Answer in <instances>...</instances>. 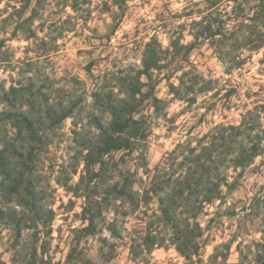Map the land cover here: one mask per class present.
Returning a JSON list of instances; mask_svg holds the SVG:
<instances>
[{
	"label": "rangeland",
	"instance_id": "rangeland-1",
	"mask_svg": "<svg viewBox=\"0 0 264 264\" xmlns=\"http://www.w3.org/2000/svg\"><path fill=\"white\" fill-rule=\"evenodd\" d=\"M14 1L2 0L0 3V9L7 2L10 5L1 16H7L8 23L0 28V99L3 90H8L11 84L26 83L25 77L31 72L35 76L34 90L41 87L44 91L46 88L42 85H46L51 97L65 100L71 96L82 101L80 110L49 132L48 144L36 161L33 183L42 212L41 222L37 226L29 223L27 213H22L19 207H15L12 219L0 220V264H27L35 245L39 246L38 252H42L45 264H186L172 246L155 247L137 257L130 253V241L143 227L142 213L118 218L112 233L107 226L112 213L104 211L95 218L94 234L81 231L87 221L82 220L83 198L79 195L86 179L77 188L84 173L77 132L93 129L89 116L94 113L90 105L94 84L111 85L116 77L140 67L142 51L152 36L162 48L168 45L170 37L181 36L182 43L191 40L190 19L184 15L183 8L190 1L200 0H75L74 8L62 7L59 0H41L39 16L32 24L36 36L28 40L21 32H14L18 19L11 7ZM29 3L32 7L36 0H29ZM28 12L29 8L24 16ZM65 19L69 22L64 24L59 35L56 27ZM41 38L57 45L47 58H35L42 51ZM262 51L253 53L242 68L231 73L224 72L221 62L206 44L192 49L186 61L163 62L166 68H188L192 64L198 73L214 80L213 88L207 97L199 96L194 104L187 106L185 102L171 99L165 71L156 75L159 82L155 95L163 103L155 110L151 101H144L138 113L147 124L146 140L137 151L124 155L122 160L121 153L113 154L118 160V169L125 166L133 173L137 181L135 188L145 185L146 170H152L187 134L206 131L210 121L236 122L239 119L237 103L264 97ZM28 58L33 60L32 65L24 64ZM28 69L30 72H25ZM173 78L170 80H175ZM234 89L237 91H231ZM4 109L11 107L0 102V113ZM206 109V115L202 116ZM12 133L8 119L0 115V145L11 139ZM262 160L264 156L256 158L244 170L239 185L225 193L222 199L206 206L199 217L202 245L198 257L201 264L214 254L217 262L225 255L226 264L236 263L240 252L247 260L252 258L255 243L262 236L260 218L264 203L251 210L249 205L264 182ZM118 179L117 171L107 170L91 182L98 199L108 185ZM4 201L0 194V207L6 208ZM9 205L13 204L10 202ZM148 207L149 214L154 207L152 202ZM18 219H21L19 236L14 224Z\"/></svg>",
	"mask_w": 264,
	"mask_h": 264
},
{
	"label": "trees",
	"instance_id": "trees-1",
	"mask_svg": "<svg viewBox=\"0 0 264 264\" xmlns=\"http://www.w3.org/2000/svg\"><path fill=\"white\" fill-rule=\"evenodd\" d=\"M40 1L36 0L32 7H29V0L18 1V6L16 0L11 5L18 18L14 32H21L26 40L36 36L32 24L39 16ZM59 1L62 7H75V0ZM8 4L0 9V28L8 23L7 16L1 17L10 6ZM28 8L29 12L24 16ZM183 9L184 15L190 19V41L182 43L181 36L170 37L168 45L162 48L152 36L142 51L140 67L116 77L111 85L94 84L90 92L94 113L89 116L93 129L77 132L84 172L77 188L86 179L79 195L83 198L82 220L87 221L81 229L85 234H94L95 218L104 211L112 213L107 224L112 233L118 218L126 219L131 214L142 213L143 227L129 244L134 257L155 247L172 246L186 264H201L198 257L202 245L199 217L206 206L234 190L244 170L256 158L264 156V97L237 103L235 108L239 110V119L236 122L210 121L206 131L187 134L180 139L152 170H146L144 186L135 188L137 181L133 173L125 166L118 169V160L113 154L121 153L122 160L124 155L137 151L146 140L147 124L138 113L144 101H151L155 110L163 103L155 95L159 82L157 74L165 71L171 99L185 102L187 106L194 104L199 96L207 97L212 90L214 80L198 73L192 64L188 68H166L164 61H186L190 51L203 44L212 48L225 73L242 68L253 53L261 50V61H264V0L190 1ZM68 22V19L59 22L56 27L59 35ZM40 41L42 51L35 58H47L57 45L43 38ZM24 64L32 65L33 60L28 58ZM173 76L175 80H170ZM25 78L26 83L11 84L8 90H3L0 99L6 107H11L0 115L8 119L13 130L12 138L0 145V194L7 205L6 208L0 207V220L12 219L15 207H19L22 213H27L29 223L37 226L42 220V212L33 183L36 161L48 144L49 132L80 110L82 99L51 97L46 85H42L46 88L44 91L41 87L33 89L34 73L30 72ZM207 110L201 115H206ZM140 155L142 157V152ZM107 170L117 171L120 179L108 185L98 199L91 182ZM251 200L250 210L264 203V182ZM10 202L13 205H9ZM150 202L154 207L148 214ZM261 214L262 236L255 243L252 258L247 260V256L240 252L238 261L233 264H264V210ZM20 222L21 219L14 222L17 236L20 235ZM38 249V245L33 247L27 264H45ZM226 260L223 255L217 262L214 254L205 264H226Z\"/></svg>",
	"mask_w": 264,
	"mask_h": 264
}]
</instances>
